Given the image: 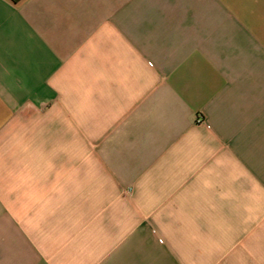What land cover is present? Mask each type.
Instances as JSON below:
<instances>
[{
	"label": "crops",
	"instance_id": "0c3cea01",
	"mask_svg": "<svg viewBox=\"0 0 264 264\" xmlns=\"http://www.w3.org/2000/svg\"><path fill=\"white\" fill-rule=\"evenodd\" d=\"M0 264H264V0H0Z\"/></svg>",
	"mask_w": 264,
	"mask_h": 264
},
{
	"label": "built area",
	"instance_id": "2783aa9c",
	"mask_svg": "<svg viewBox=\"0 0 264 264\" xmlns=\"http://www.w3.org/2000/svg\"><path fill=\"white\" fill-rule=\"evenodd\" d=\"M196 122L201 123L202 119L199 117V118L196 119Z\"/></svg>",
	"mask_w": 264,
	"mask_h": 264
}]
</instances>
